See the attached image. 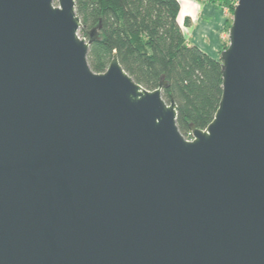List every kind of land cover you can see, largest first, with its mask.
<instances>
[{
    "label": "water",
    "instance_id": "95a60500",
    "mask_svg": "<svg viewBox=\"0 0 264 264\" xmlns=\"http://www.w3.org/2000/svg\"><path fill=\"white\" fill-rule=\"evenodd\" d=\"M81 28L76 0H0V264H264V0H238L192 139Z\"/></svg>",
    "mask_w": 264,
    "mask_h": 264
},
{
    "label": "trees",
    "instance_id": "16d2710c",
    "mask_svg": "<svg viewBox=\"0 0 264 264\" xmlns=\"http://www.w3.org/2000/svg\"><path fill=\"white\" fill-rule=\"evenodd\" d=\"M223 1L233 11L238 2ZM76 5L82 38L89 41L101 26L88 56L95 73H105L117 54L123 69L148 91L167 84L163 97L175 101L178 127L187 139L191 124L205 130L213 122L223 95L222 60L188 41L178 0H76Z\"/></svg>",
    "mask_w": 264,
    "mask_h": 264
},
{
    "label": "rangeland",
    "instance_id": "374dc122",
    "mask_svg": "<svg viewBox=\"0 0 264 264\" xmlns=\"http://www.w3.org/2000/svg\"><path fill=\"white\" fill-rule=\"evenodd\" d=\"M194 1L198 5L197 16L183 17L182 26L186 37L192 45H196L195 43L199 41V34L207 33L209 35L207 40L212 44L213 48V50L210 51L209 49V51L214 53L219 59L221 52L229 45V29L233 20L232 4L223 0ZM187 19L190 20V26L185 25ZM203 50L205 51V49Z\"/></svg>",
    "mask_w": 264,
    "mask_h": 264
},
{
    "label": "bare ground",
    "instance_id": "6f19581e",
    "mask_svg": "<svg viewBox=\"0 0 264 264\" xmlns=\"http://www.w3.org/2000/svg\"><path fill=\"white\" fill-rule=\"evenodd\" d=\"M181 3V13L179 16V22L182 25L184 16L196 17L198 12V5L192 0H178Z\"/></svg>",
    "mask_w": 264,
    "mask_h": 264
},
{
    "label": "crops",
    "instance_id": "0c3cea01",
    "mask_svg": "<svg viewBox=\"0 0 264 264\" xmlns=\"http://www.w3.org/2000/svg\"><path fill=\"white\" fill-rule=\"evenodd\" d=\"M192 1H194V0H192ZM194 3H195V1H194ZM196 4V3H195ZM197 5V4H196ZM199 11V10H198ZM197 14H198V12H197ZM197 16V15H196ZM207 36H209L207 33H203V34H199V36H198V42H196L195 44H196V46L198 45V47L200 48V49H205V51L204 52H206V50H208L206 53L207 54H209L211 57H213V58H215V59H218L217 57H216V55H214V53H211L210 51L211 50H213V48H212V44L211 43H209L208 42V40H207ZM209 49H210V51H209Z\"/></svg>",
    "mask_w": 264,
    "mask_h": 264
}]
</instances>
